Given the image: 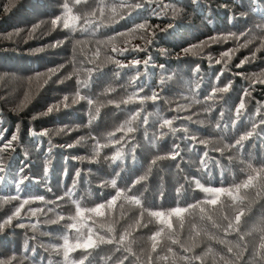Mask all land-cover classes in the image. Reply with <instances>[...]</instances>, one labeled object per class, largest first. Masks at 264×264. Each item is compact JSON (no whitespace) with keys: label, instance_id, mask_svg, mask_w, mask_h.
<instances>
[{"label":"trees","instance_id":"1","mask_svg":"<svg viewBox=\"0 0 264 264\" xmlns=\"http://www.w3.org/2000/svg\"><path fill=\"white\" fill-rule=\"evenodd\" d=\"M104 2L107 7L103 15L99 11L93 15L95 0L78 5L74 0H0V131L7 129L4 142L13 134L18 135L14 151L0 153V164L5 168L0 172L3 177L0 222L22 200L33 201L25 205L21 219H14L0 229V258L15 256V264H49V260L63 264L62 252L57 254L52 246L62 245L63 235L73 234L67 225L72 222L68 217L75 215L74 201L82 207H95L115 195L117 188L127 190L135 180L147 175L146 181L137 183L128 193L141 199L143 208L157 211L186 207L205 199V193L196 188V179L205 186L227 187L246 179L249 164L255 168L264 166V83H260L264 80V0H155V3L130 0L144 6L134 11L117 6L115 12L111 11L110 0ZM65 3L72 8V15L80 17L70 21L75 23V30L64 29L62 22L55 29L51 24L56 16L67 15ZM121 15L126 18L120 19ZM85 18L96 25L89 32L80 30L87 27ZM141 23L149 27L139 29ZM134 28L136 31H131ZM228 34L240 39L209 41L210 37ZM58 41L62 43L52 47ZM113 48L130 50L120 55ZM137 48L147 51L131 50ZM228 49L238 50L230 61L221 60V53ZM253 52L254 59L236 67ZM149 59L151 62L145 66L144 61ZM115 60L125 65L137 60L140 63L134 68L119 69ZM217 60L221 63L217 64ZM89 68L93 69L90 79ZM53 69L55 74L50 71ZM78 80L87 81V87L83 84L79 87L86 99L72 103L77 98ZM229 82L228 92L208 98L214 86L222 88ZM141 87L143 91H139ZM245 89L250 96H244ZM153 91L159 94V99L140 102V97L151 96ZM134 93L138 95L133 96ZM65 96L69 97L67 107L63 103ZM129 96H133V103H121ZM242 96L245 107L237 119L236 109ZM87 99L93 100L91 106ZM54 104L59 110L45 115ZM137 112L139 118L131 123L135 131L125 135L127 125L125 131H117ZM173 117H177L170 126L177 129L174 134L170 127H160L162 119ZM62 128L71 131H59ZM253 129V136L242 148L225 147ZM33 130L36 133L48 130L49 134L33 135ZM161 133H165L162 138ZM109 134H114L111 139ZM175 144L180 146V155L175 160L166 158L152 164L157 156H167ZM97 146H100L98 156ZM117 149L124 152V159L112 163L111 156ZM217 149H223V155ZM205 152L207 168H202L200 158ZM25 165L24 175L32 179L18 192L15 187L19 182L18 170ZM113 179L116 188L111 185ZM181 185L183 189L178 194ZM69 189L73 191L66 195ZM257 190H249V199L240 206L247 213L242 218V232L251 230L253 224L264 218V192L257 196ZM13 195L19 198L5 202ZM230 204L225 198L224 208L209 207V213L220 225L214 228L211 222H202L211 239L203 233L189 237L187 225L184 229L177 227L179 239L191 251L184 252L180 244L172 245L165 233L160 238L161 247L152 253L150 237L160 225L145 212L141 223L149 220L151 223L136 227L135 221L141 219V206L121 199L110 216L119 221L112 234L116 240L89 250V258L92 264H119L127 256L124 264H149L151 255L153 264H188L180 257L201 255L203 264H247L249 253L238 260L227 252L229 241L232 245L239 241V234L226 235L224 231L227 221L223 217L227 215L234 220L239 211V207H229ZM29 208L43 211L33 216L28 213ZM192 215L200 224L199 209ZM59 216L65 219L59 220ZM87 216H91L88 224L94 231L109 235L99 227L106 223L105 217ZM52 220L58 222L51 223ZM125 229L131 235L120 244L118 238ZM259 235L253 233L245 240L258 242ZM128 247L131 252L125 251ZM168 247L173 248L172 253L167 251ZM83 255V250L71 254L77 260ZM165 256L167 260L163 259Z\"/></svg>","mask_w":264,"mask_h":264},{"label":"snow or ice","instance_id":"2","mask_svg":"<svg viewBox=\"0 0 264 264\" xmlns=\"http://www.w3.org/2000/svg\"><path fill=\"white\" fill-rule=\"evenodd\" d=\"M75 4H80V3H88L89 0H74ZM112 3V8L111 11L115 12L116 7L119 6L121 8H127L131 11H134L136 9L142 8L144 5L141 2H130V0H110ZM96 3V8L93 9V15L96 14L97 11L100 12L101 15H103L105 8L107 7V4L104 2V0H95ZM148 3H155V0H148ZM65 13L67 15L65 16H56L54 19H52L51 24L53 26V29L58 27L60 23L62 22L63 28L64 29H69L70 27L75 30V22L80 19V17L76 15H72V8L69 7L68 3H65L63 5ZM166 7V6H165ZM131 11L129 12V15H131ZM126 17L121 15L120 19H125ZM84 24L87 25V27H83L80 30L82 32H89L92 30L94 27H96L95 22L91 19H84ZM139 29H145L148 28L149 25L147 23H141L140 25L137 26ZM167 29H161V31H166ZM131 31H136V29H132ZM123 35V34H121ZM153 37L155 36V32L152 33ZM241 36L245 35V33H241ZM235 38L237 40L240 39V36H235V34H228V36H223V37H210L209 41H216L218 42L219 40L223 39L225 42L229 38ZM62 43L61 41L56 42L55 44L52 45V47H57ZM152 43V40H149V44ZM203 43V42H202ZM246 46V45H243ZM195 47V46H193ZM130 49L124 48L123 50L113 48L114 52H118L120 55H123L125 52L129 51ZM132 51H147L145 48H137V49H131ZM191 48L185 49V53L189 52ZM238 49H228L227 51L221 53V60H224V58H228L230 61L232 56L235 55V52ZM259 50V49H258ZM96 55H99V49L96 52ZM256 53L253 52L251 57H245L243 60L240 61L238 65H236L237 68L242 67L246 62H249L250 59L255 58ZM221 60H217L216 63L219 64L221 63ZM117 68L119 69H125V68H134L136 65H138L140 62L134 61L133 63L130 64H122L120 61L115 60L113 61ZM151 60H146L144 61L145 66H147ZM161 68H163V65H161ZM52 71L53 74H55V70H50ZM93 69L89 68L87 69V72L89 73V79L91 78V73ZM200 71V66L197 65L195 72L198 73ZM118 75V74H117ZM140 73H137V79L139 78ZM222 75V73H221ZM220 77L217 76L216 80L219 81ZM256 81H253L255 83ZM135 84V80L133 81ZM260 83H264V80L260 81ZM78 84V90L76 93V99L72 100V103H79L80 100L86 99V97L82 96L79 87L81 84H83L84 87H87V81H77ZM231 85V82H229L228 85L222 87V88H217L213 87L211 96L208 98H212L213 96L216 95V93H226L229 91V87ZM139 91H143V87L139 89ZM138 95V93H134L133 96ZM250 92L248 89L244 90V96H250ZM133 96H129L128 99H125L121 101V103L127 105L130 103H133ZM244 96L241 97L240 103L237 106L236 109V117L239 119L240 115L242 114V110L245 107L244 104ZM140 102L143 103L145 100L151 99L153 101L159 99V94L155 91L152 92L151 96H144L140 97ZM68 101L69 97L65 96L63 98V103L64 106H68ZM87 103L91 106L93 104L92 99H87ZM111 103V101H109ZM119 107V104L117 105ZM59 107L58 105L54 104L50 106L45 113V115L52 113L53 111H58ZM98 111V110H97ZM259 111V109H257ZM221 116H223V112H221ZM139 118V112L135 113L130 120L125 121L124 124L120 126V128L117 129V131H125V135L127 133H131L135 131V129L131 126L132 121L136 120ZM177 119V117H173L172 119H162V123L160 125L161 128L168 126L170 127L173 124V120ZM147 117L144 118V123L147 124ZM235 123V122H233ZM171 132L174 134L177 129L176 128H171ZM59 131L61 132H66V131H71L70 129H60ZM255 129L253 131L247 132V134H242L240 135L239 139L235 141L234 144L231 145H225L227 148H237L240 147L242 148L244 146V142L249 139L250 137L253 136ZM7 132V129H4L0 131V153L7 152L9 149H13V144L15 141L18 140V135L13 134L10 139H8L6 142H4V134ZM33 135H48V130H43L40 133H36L34 130L32 131ZM114 134H109V138L111 139V136ZM165 135V133H161V138ZM121 140L124 139V136L120 138ZM194 139V138H193ZM120 141H115L114 143H119ZM200 143H207L206 141H200ZM68 147H72V145H68ZM99 147L97 146V150L95 152V155H99ZM180 146L178 144L173 145L172 151L167 155V156H157L153 161L152 164L155 165L158 160L162 159H172L175 160L177 156L180 155L179 151ZM14 151V149H13ZM223 155V149H217ZM208 153L205 152L204 155L200 158V163L202 168H207V158ZM82 159V157L78 158ZM105 159H108V157H105ZM124 159V152L121 149H117V151L111 156V161L112 163H116L117 161H123ZM2 160V158H0ZM217 164L219 165V161H217ZM27 165L24 167L20 168L19 171V182L16 183L15 187L17 191H22V185L25 184L26 181L31 180V177L25 176L24 171ZM248 174L246 176V179L240 182H233V184L225 187V186H205L200 183L199 179H196L195 185L196 188L200 189L205 193V199L203 201H196L194 204H189L186 207L185 206H176L174 208H171L169 210H157V211H151L147 208L142 207V201L141 199L137 198L135 195H129L128 193L132 191V188L135 187L137 183H140L142 181L147 180V175L139 177V179L135 180L133 182V185L128 188L127 190H122L118 189L115 192V195L111 196L106 202L99 203L95 207L92 208H87V207H82L79 202H75L76 207H75V215L69 216L68 219L71 220L72 222L67 225V228L73 231L72 235H63L62 240L63 244L59 246H52L54 251L57 254H60L62 252L63 254V264H85V262H88V264H92L90 260V252L89 250L98 248L102 244H108L111 245L114 243L116 240V237L112 234L115 233L116 228L115 224L119 223L118 220L111 219V211L117 206V202L123 199L124 201L128 202L129 204L132 205H137L141 206V219H137L135 221L136 227H147L148 223H151V220L148 221V223H141V220L144 216V213L147 212V215L151 218H154L155 221L160 225V228L158 231L154 232L151 237V252L152 253H157V250L159 247H161V242L160 238L162 237V234H167L168 239L171 241L172 245L180 244L181 247L183 248L184 252H190L191 249L188 247H185L182 243V241L179 239L175 229L179 227L180 229H184L186 225L188 226V235L189 237H192V234L195 233L196 236L201 235L203 233L206 236H209V239L212 238V236L209 235L208 230L202 226V222L207 220L211 222L212 226L215 227H220V225L217 223V221L213 218V215L209 213V207H211L212 210H216L218 207L219 208H224L225 207V198L229 201H231V204L229 207H239V211L234 217V220L231 219L229 216H224L223 220L227 221L226 227L224 228L225 234L229 235L233 232L239 234V241L236 242L234 245H232V242H228L231 246L227 248V252L229 254H233L238 260L243 259L245 253L250 254V260L247 262V264H264V218H262L259 222L253 224L251 230L247 232H242L241 229V224H242V218L247 215L245 209L243 207H240L241 205L244 204L246 200L249 199V190L251 189H258L256 191V195L260 196L262 192H264V166L255 168L251 164L248 165ZM5 168L0 164V172H4ZM151 172V168H149V174ZM48 173V168L47 166L45 167V175ZM66 175V173H65ZM119 175V173H117ZM76 176H80V172L77 171ZM3 181V177H0V182ZM111 185L113 188L117 187L116 180L113 179L111 181ZM75 187V182L73 185V189ZM73 189H69L68 193L66 195H70ZM183 189V185L180 186V188H177V193H181ZM19 197L17 195H13L10 197L9 200L5 202H10L12 200H17ZM36 199L43 200V197H37ZM63 197H57V200H62ZM32 200L29 199H24L19 203V206L15 207L14 211L11 213V215L7 216L6 219H4L2 222H0V229H2L5 225L12 224L13 220L16 219H21V212L25 208V205H28L32 203ZM48 203H55L53 201H49ZM123 207V205H121ZM199 209L200 213V224H198L192 215V213L196 210ZM250 210V208H249ZM43 209L40 208H29L28 213L31 215L35 216L38 213H41ZM49 211H52V209H49ZM86 214H92L96 217H105L106 218V223L100 224L99 227L103 230H105L109 235L105 236L104 234H100L99 232L94 231V228L92 226H89L88 220L91 219V216H87ZM59 220H64V216H59ZM51 223H57L58 220H52L50 221ZM93 224H95V221H93ZM17 226H23V225H17ZM35 227V226H33ZM132 225H129V228H131ZM253 233H259V239L258 242L253 239L252 241H246L245 237L246 236H252ZM131 232L128 231V229H125L122 234L119 235L118 238V243L123 244L125 241L126 236H130ZM173 236H176L177 238H173ZM241 242H243L241 244ZM221 243H225V241H221ZM196 245H193L195 247ZM242 247V251L240 250ZM77 250H83L85 255H83L81 258L73 259L71 254ZM25 251H28V248L26 246ZM32 251L35 252L36 249L32 248ZM117 251H120L119 248H117ZM125 251L131 252V248L128 247L125 249ZM167 251L169 253L173 252L172 247H168ZM209 252L212 251L211 248L208 249ZM27 257H25L26 259ZM128 257L124 256L123 260L119 262V264H124V260H127ZM157 259H159V256H157ZM164 260H167L168 257L165 256L163 257ZM180 259L187 261L188 264H192L193 261H199L200 264H203L204 257L201 255H194V256H182ZM221 259H224L223 256H221ZM17 260V257L13 256L10 258H0V264H15V261ZM22 264V262H21ZM49 264H53V261L49 260ZM149 264H153V258L151 255H149Z\"/></svg>","mask_w":264,"mask_h":264}]
</instances>
